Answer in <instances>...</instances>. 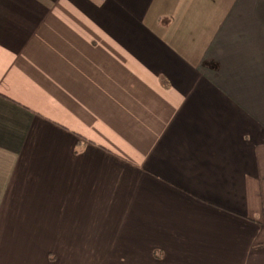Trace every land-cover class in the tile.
Wrapping results in <instances>:
<instances>
[{
	"label": "crops",
	"instance_id": "0c3cea01",
	"mask_svg": "<svg viewBox=\"0 0 264 264\" xmlns=\"http://www.w3.org/2000/svg\"><path fill=\"white\" fill-rule=\"evenodd\" d=\"M0 264H264V0H0Z\"/></svg>",
	"mask_w": 264,
	"mask_h": 264
}]
</instances>
